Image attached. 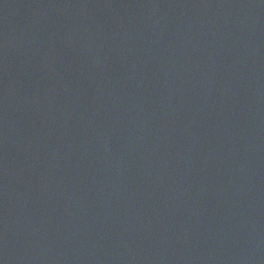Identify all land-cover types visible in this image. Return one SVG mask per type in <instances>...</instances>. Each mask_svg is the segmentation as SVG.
Instances as JSON below:
<instances>
[{"label":"water","instance_id":"1","mask_svg":"<svg viewBox=\"0 0 264 264\" xmlns=\"http://www.w3.org/2000/svg\"><path fill=\"white\" fill-rule=\"evenodd\" d=\"M0 264H264V0H0Z\"/></svg>","mask_w":264,"mask_h":264}]
</instances>
